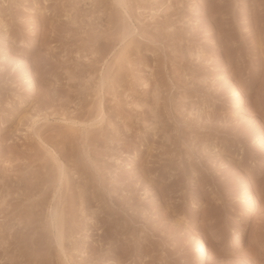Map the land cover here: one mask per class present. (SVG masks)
<instances>
[{
  "label": "rangeland",
  "instance_id": "1",
  "mask_svg": "<svg viewBox=\"0 0 264 264\" xmlns=\"http://www.w3.org/2000/svg\"><path fill=\"white\" fill-rule=\"evenodd\" d=\"M0 264H264V0H0Z\"/></svg>",
  "mask_w": 264,
  "mask_h": 264
},
{
  "label": "bare ground",
  "instance_id": "2",
  "mask_svg": "<svg viewBox=\"0 0 264 264\" xmlns=\"http://www.w3.org/2000/svg\"><path fill=\"white\" fill-rule=\"evenodd\" d=\"M28 80V79H27ZM30 78H29V80H28V83H30ZM28 85V84H27ZM28 86H30V85H28ZM235 93H237L238 94V100L236 101V103H235V109H240L241 107H242V105H243V94H242V92H240L239 91V89L238 88H235ZM34 119V118H33ZM247 189L249 190V192H251V191H254V187H253V183L251 182V181H247ZM246 187V186H245ZM247 190V191H248ZM245 192V191H244ZM246 193V192H245ZM248 193V192H247ZM249 194V193H248ZM246 196V195H245ZM236 237L233 239V240H231L232 242L231 243H233L234 245L236 244V243H238L239 241H240V239H241V234L240 233H238L237 235H235ZM199 244H198V253L199 254H204V248H205V246H204V239H203V236H200L199 238Z\"/></svg>",
  "mask_w": 264,
  "mask_h": 264
}]
</instances>
